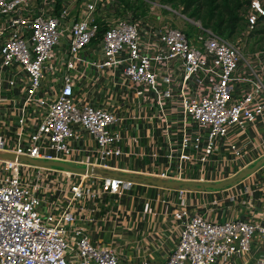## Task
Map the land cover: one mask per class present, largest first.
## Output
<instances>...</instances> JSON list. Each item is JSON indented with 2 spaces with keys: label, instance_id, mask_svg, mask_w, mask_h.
<instances>
[{
  "label": "built area",
  "instance_id": "obj_1",
  "mask_svg": "<svg viewBox=\"0 0 264 264\" xmlns=\"http://www.w3.org/2000/svg\"><path fill=\"white\" fill-rule=\"evenodd\" d=\"M263 15L254 9L226 39L118 0H0V155L17 157H0V264H133L92 228L138 181L91 168L125 174L114 167L125 157L163 159L156 179L219 183L208 179L225 163L237 176L263 159L247 150L264 149V49L248 44ZM139 123L158 136H129ZM52 162L86 170L41 165ZM143 264H264V211L193 214L169 258Z\"/></svg>",
  "mask_w": 264,
  "mask_h": 264
},
{
  "label": "crops",
  "instance_id": "obj_2",
  "mask_svg": "<svg viewBox=\"0 0 264 264\" xmlns=\"http://www.w3.org/2000/svg\"><path fill=\"white\" fill-rule=\"evenodd\" d=\"M131 125L128 127V135L133 138L138 134H144L145 131L147 136L151 133L154 138L159 134L153 124L139 123L137 130ZM132 147L139 150L140 144H134ZM141 150H144L143 147ZM247 150L249 158L262 155L264 152V149H261L256 153L257 150H253L252 147H247ZM227 159H230L229 155ZM152 162L143 161L139 157H125L116 162L114 167L126 175L149 171V174L156 179L155 176L159 174V170L155 169V165L162 164L164 161L160 159L155 164ZM225 166L226 163L223 165V173L208 179L213 182H222L205 184H220L236 177L229 173L231 170H224ZM233 170H236L235 165ZM189 178L190 175L186 180H176L171 173L170 179L163 182L177 183L178 185L175 186L138 181L133 191L129 192V198L120 203L119 213L114 214L109 220L103 216L99 217L98 225L92 228L95 242L117 249L133 264H143L146 261L158 263L169 258L177 243L179 232L193 214L219 219L229 217L258 219L263 215L264 170L254 172L223 189L201 188L194 185L199 183L191 182ZM246 189H254L257 192L255 197L249 198L245 193ZM210 198L218 200L220 208L206 206V201ZM232 198H235L234 202ZM244 202L249 205L248 208L244 207Z\"/></svg>",
  "mask_w": 264,
  "mask_h": 264
},
{
  "label": "trees",
  "instance_id": "obj_3",
  "mask_svg": "<svg viewBox=\"0 0 264 264\" xmlns=\"http://www.w3.org/2000/svg\"><path fill=\"white\" fill-rule=\"evenodd\" d=\"M118 2L123 10L135 9L131 7L129 1L118 0ZM182 2L189 16L200 19L203 27L212 29L217 35L226 39H234L233 36L245 29L247 23L245 15L252 6L251 0H182ZM203 11H206L204 17L201 16ZM259 20H264V16ZM187 33L192 35L194 31Z\"/></svg>",
  "mask_w": 264,
  "mask_h": 264
},
{
  "label": "rangeland",
  "instance_id": "obj_4",
  "mask_svg": "<svg viewBox=\"0 0 264 264\" xmlns=\"http://www.w3.org/2000/svg\"><path fill=\"white\" fill-rule=\"evenodd\" d=\"M131 3L130 9L138 14L141 18L149 19L153 22H158L159 18H172L175 24L186 32H193V21L201 22L198 18L189 16V12L185 10V5L182 0H126ZM253 8L246 13L245 19L251 12L255 10L264 11V0H251ZM206 11L201 13L205 16ZM264 16V15H263ZM262 17V16H261ZM203 24V22H201ZM237 36V35H236ZM236 36H233L234 38ZM249 48L264 49V20H259L254 33L248 40Z\"/></svg>",
  "mask_w": 264,
  "mask_h": 264
},
{
  "label": "water",
  "instance_id": "obj_5",
  "mask_svg": "<svg viewBox=\"0 0 264 264\" xmlns=\"http://www.w3.org/2000/svg\"><path fill=\"white\" fill-rule=\"evenodd\" d=\"M0 157L6 158V159H10V160H16L17 159V157L15 155H8V154L0 155ZM30 162H34V161H30ZM43 164L44 165H48V166L59 167V168L67 169V170H71V171H76V172H84L86 170V169L81 168V167H75V166L68 165V164H65V163H60V162L41 163V165H43ZM263 165H264V158L261 159L259 162H257L251 168L246 169L245 171L240 173L238 176H236L233 179H230V180H228L226 182H223V183H220V184L199 183V184H194V185L199 186L201 188H208V189H223V188H225L227 186L234 185L237 182H239L242 179H244L245 177L253 174L258 169H260ZM94 171H96V172L98 171L99 173H101L103 175L119 176V177H123V178L137 180V181H143V182H147V183H152L154 185H168V186L178 185L177 183L163 182V181H160L159 179H154V178H149V177L118 174V173H109V172H106V171L95 170V169H92V168L90 169V172H94ZM190 186H193V185H190Z\"/></svg>",
  "mask_w": 264,
  "mask_h": 264
}]
</instances>
